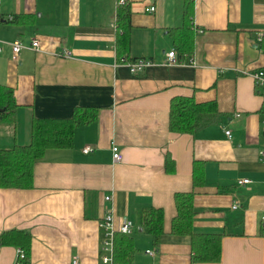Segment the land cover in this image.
Here are the masks:
<instances>
[{
	"label": "crops",
	"instance_id": "1",
	"mask_svg": "<svg viewBox=\"0 0 264 264\" xmlns=\"http://www.w3.org/2000/svg\"><path fill=\"white\" fill-rule=\"evenodd\" d=\"M117 1L0 0V40L40 42L16 60L2 45L0 85L16 106L0 118V148L27 143L33 117L70 118L79 106L96 112L75 127L71 147L47 149L34 161L31 187L0 188V233L29 235L28 264H100L98 222L111 210L114 228L122 220L132 225L131 264H264L263 99L251 77L264 67L257 39L264 0H191L189 50L171 35L188 0H125L126 55L152 61L135 74L116 52ZM7 15L21 18L10 23ZM63 49L68 57L59 55ZM171 50L182 63L162 62ZM176 96L215 101L219 120L193 134L171 132ZM86 146L92 150L83 152ZM241 179L249 183L239 185ZM179 192L193 195L192 230L221 234L219 261L192 262L190 237L170 232ZM148 206L163 211L158 245L140 226ZM15 250L0 244V264H14Z\"/></svg>",
	"mask_w": 264,
	"mask_h": 264
},
{
	"label": "trees",
	"instance_id": "2",
	"mask_svg": "<svg viewBox=\"0 0 264 264\" xmlns=\"http://www.w3.org/2000/svg\"><path fill=\"white\" fill-rule=\"evenodd\" d=\"M130 9L127 4L117 7L116 22L118 30L115 46L118 59L128 58ZM21 16L11 15L10 23H16ZM192 23V2L186 1L183 10V24L171 29V35L177 44L185 50L191 48L189 39ZM261 44L264 46V36ZM15 102L9 88L0 85V118L13 112ZM96 118L95 110L81 106L75 107L70 118H31L29 138L25 144H13L9 148H0V188L31 187L32 165L47 149L69 148L73 143L74 129L82 123H89ZM220 118V112L215 101L197 103L192 96H176L170 101L169 130L177 133L193 134ZM191 192H179L174 196L176 214L171 220L172 234L188 235L191 240L192 262H217L220 259L219 233H195L192 230L194 209ZM140 226L151 236L154 245H158L164 233L163 211L161 208L148 206L141 208ZM0 244H14L27 255L29 235L18 230H7L0 233ZM113 259L115 264H131L135 253L133 238L116 232L113 237Z\"/></svg>",
	"mask_w": 264,
	"mask_h": 264
},
{
	"label": "built area",
	"instance_id": "3",
	"mask_svg": "<svg viewBox=\"0 0 264 264\" xmlns=\"http://www.w3.org/2000/svg\"><path fill=\"white\" fill-rule=\"evenodd\" d=\"M125 0H118L117 4H124ZM149 12H153L155 10V7L153 5L149 6L147 8ZM3 17L0 16V20H2ZM11 15L5 16L4 20H10ZM264 36V29L257 33V39L259 41L262 40V37ZM7 44L10 49V56L13 60L17 59L18 53L22 48H27L32 51H37L40 49V42L34 37L29 39V42L27 44L22 43L19 39H14L12 41H3L0 40V52L2 50V45ZM59 55L68 57L70 55V52L66 49H63L59 52ZM122 63H125L127 67L129 68V71L133 74L141 72L146 66L151 65L152 61L147 58H136L135 60L128 61L125 59V57L120 58ZM164 64L167 65H175L178 63H182L177 58V54L175 50H171L167 52L162 60ZM191 62V59H190ZM251 77L254 82V86L261 90L260 94L262 96V114L263 119L261 121V134L264 137V67L257 69L251 74ZM239 115V114H237ZM225 135L230 137V130H225ZM92 150V147L86 146L83 148V152L87 153ZM111 152H112V158L114 162H119L122 160V153L119 147L116 144L111 145ZM259 156L261 158H264V147H262L259 150ZM237 183L239 185L248 184V179H241L238 180ZM105 200H109V196H105ZM238 204H234L232 206L233 209L237 208ZM113 213L111 210H107L104 215L99 219L98 226L100 229L103 230V238L100 243V249L102 251V254L100 256V264H115L113 259V237L116 232H120L125 235H131L133 232V228L131 223L128 220H122L118 228H114L113 226ZM262 221L264 222V217L262 218ZM155 250L148 249L146 250V253L150 256H153L155 254ZM14 264H28L26 260L25 253L22 249L16 248L15 250V260ZM71 264H79V261L77 258H73L71 260Z\"/></svg>",
	"mask_w": 264,
	"mask_h": 264
}]
</instances>
